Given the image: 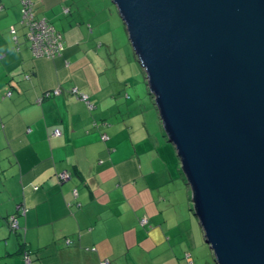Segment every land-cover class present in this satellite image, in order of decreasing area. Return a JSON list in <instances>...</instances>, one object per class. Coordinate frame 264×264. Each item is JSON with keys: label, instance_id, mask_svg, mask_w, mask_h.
I'll use <instances>...</instances> for the list:
<instances>
[{"label": "crops", "instance_id": "0c3cea01", "mask_svg": "<svg viewBox=\"0 0 264 264\" xmlns=\"http://www.w3.org/2000/svg\"><path fill=\"white\" fill-rule=\"evenodd\" d=\"M32 3L35 17L62 34L64 49L54 59L34 56L19 23L20 0H0V264H185V253L194 264H211L136 56L107 40L74 42L72 30L55 26L47 12L59 5L63 12L68 0ZM102 44L115 58L112 82L90 58H100ZM57 87L60 95L36 103ZM72 87L88 95L92 110ZM60 172L69 179L60 182ZM146 191L147 200L128 202V192ZM20 204L25 212L17 214ZM14 214L18 229L11 231Z\"/></svg>", "mask_w": 264, "mask_h": 264}, {"label": "water", "instance_id": "95a60500", "mask_svg": "<svg viewBox=\"0 0 264 264\" xmlns=\"http://www.w3.org/2000/svg\"><path fill=\"white\" fill-rule=\"evenodd\" d=\"M215 264H264V0H110Z\"/></svg>", "mask_w": 264, "mask_h": 264}, {"label": "rangeland", "instance_id": "374dc122", "mask_svg": "<svg viewBox=\"0 0 264 264\" xmlns=\"http://www.w3.org/2000/svg\"><path fill=\"white\" fill-rule=\"evenodd\" d=\"M68 2L69 3H66V5L63 6L64 8H70V14L63 15V12L61 10L62 5H59V9H57L56 6H53L47 11L49 20L52 21L55 26L60 28L62 25H67V28L72 30V32H70L71 39L74 40V42L83 45L84 47L86 46L85 40L88 37L94 38L93 42L96 41L97 44L104 43L103 40H107L112 48H118L119 45H121L120 52L124 51L126 55H130L131 58L135 61V54L130 46L126 29L120 17L118 16L116 7L111 3L110 0H74V2L72 0H68ZM55 10H59L56 16L54 15ZM20 30L23 32V29ZM80 33L83 34V38L80 37ZM93 42H88L87 45L95 49L96 46L93 44ZM99 51L100 50H98V52ZM104 51L108 54L112 53V49L108 51L107 47L103 46L102 44L100 58L98 59L92 56H90V58H92L93 64L103 72V79L108 82H112L114 78L113 75L117 70L115 69V66L113 64V62H115V58L114 56H112V61H109L107 56L103 54ZM126 68L127 74H132L130 67L126 66ZM134 68L137 69V71H139L140 73H143L142 79L145 80L144 70L140 67L137 60L134 64ZM119 71L120 70H118V73ZM131 77L134 78L133 75ZM107 88L109 87H106V89ZM154 111L158 117V113L155 108ZM105 133H107L109 136L107 129L105 130ZM130 137H134V133L132 130L130 131ZM105 147V144L101 143V148ZM95 161L99 162L97 158L95 159ZM147 194L148 192L146 191L142 196H140L138 193L136 194V196H134L131 192H128L127 199L129 203H133V200L138 199L147 200ZM198 227L200 229L199 225ZM200 231L202 234L203 245L207 251V254L209 255L210 263L215 264L212 251L209 249V246L205 244L202 230L200 229Z\"/></svg>", "mask_w": 264, "mask_h": 264}, {"label": "built area", "instance_id": "2783aa9c", "mask_svg": "<svg viewBox=\"0 0 264 264\" xmlns=\"http://www.w3.org/2000/svg\"><path fill=\"white\" fill-rule=\"evenodd\" d=\"M64 14L69 12V9H63ZM20 25L25 29V39L29 43V47L36 57H45L48 59H54L61 56L64 49V42L62 34L47 20L37 19L33 13V3L32 0H20ZM10 34L13 37V40L16 42V30L11 27ZM28 79V76L26 77ZM62 93V89L57 87L51 91H46L43 95L37 99L36 103H41L44 99L50 97L58 96ZM69 93L75 97V99L84 102L89 110H92L94 106L88 99V95L80 92L77 88L72 87L69 90ZM10 95V92L7 93ZM53 136H59V129H55L52 132ZM107 135L103 134L101 139L103 141L107 140ZM57 179L60 182H65L69 179V174L66 172H60L57 174ZM25 208L23 204H20L16 207V213H24ZM141 225L147 223L146 219L140 221ZM8 225L11 231L18 229V222L16 215H11L8 217ZM187 262L191 264V260L188 255L186 256ZM26 257V261H27ZM100 264H109L107 260L102 261Z\"/></svg>", "mask_w": 264, "mask_h": 264}, {"label": "trees", "instance_id": "16d2710c", "mask_svg": "<svg viewBox=\"0 0 264 264\" xmlns=\"http://www.w3.org/2000/svg\"><path fill=\"white\" fill-rule=\"evenodd\" d=\"M68 14V13H67ZM35 16V15H34ZM36 18V17H35ZM37 19H43V18H37ZM50 23V22H49ZM51 24V23H50ZM21 26V25H20ZM22 27V26H21ZM24 29V28H23ZM9 32H10V29H9ZM24 39H25V29H24ZM25 41L27 42V40L25 39ZM16 43V42H15ZM31 50V49H30ZM142 219H145V218H141L139 221H141ZM141 224V223H140ZM20 252V251H19ZM188 255V257H189V259L191 260V264H194V261H193V258H192V256H191V254H189V253H185L184 254V261H185V264H189L188 262H187V258H186V256Z\"/></svg>", "mask_w": 264, "mask_h": 264}]
</instances>
